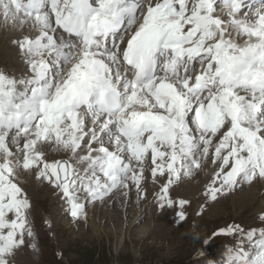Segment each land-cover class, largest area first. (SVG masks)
Listing matches in <instances>:
<instances>
[{"label":"snow or ice","instance_id":"snow-or-ice-1","mask_svg":"<svg viewBox=\"0 0 264 264\" xmlns=\"http://www.w3.org/2000/svg\"><path fill=\"white\" fill-rule=\"evenodd\" d=\"M0 19L36 33L16 42L30 76L0 71V264L34 236L18 169H38L76 220L82 192L95 202L129 181L139 190L149 154L152 177H169L158 208L181 222L189 202L171 190L210 153L211 202L264 181V0H0ZM85 140L83 172L38 151L77 157ZM238 232L250 248L235 250L238 264H264V231L214 235Z\"/></svg>","mask_w":264,"mask_h":264},{"label":"rangeland","instance_id":"rangeland-1","mask_svg":"<svg viewBox=\"0 0 264 264\" xmlns=\"http://www.w3.org/2000/svg\"><path fill=\"white\" fill-rule=\"evenodd\" d=\"M32 32L35 31L32 29L26 36L34 37L36 34L30 35ZM8 37H16V33L0 34V71L18 79H27L30 75L28 65H24L25 57L16 53L19 50L16 42L20 37L13 40ZM65 38L68 37L65 35ZM23 144L21 140L19 147ZM86 145L87 140L77 157L55 144L39 145L38 151L43 152L49 163L69 161L84 171L78 158L87 155ZM11 147L15 152L17 145ZM17 156L21 154L17 153ZM133 167H137L135 162ZM142 167L144 180L139 190L132 183L128 188L115 190L100 203H91L85 218L76 222L67 216L68 203L62 192L47 181L37 179L38 169H18L15 182L22 187L31 203L28 221L34 236H25V245L16 252L10 264L217 263L224 262L226 254L235 251L241 244L245 250H250L249 241L241 233L216 237L214 234L217 231L230 225L240 226L245 233L253 229L263 231L264 181L238 186L227 196H220L216 202H211L204 193L212 186L220 164L213 163L210 153L201 161L200 169H193L190 176L182 173L180 181L174 183L171 190L174 200L189 202L183 210L188 218L181 222L178 208H165L163 211L158 208V194L166 185L168 174L152 177L154 166L151 154ZM245 195L253 197L252 202H248ZM84 197L82 192L80 201ZM123 203L126 207L122 212ZM141 214L144 217L134 228ZM32 244L36 245L35 250Z\"/></svg>","mask_w":264,"mask_h":264},{"label":"bare ground","instance_id":"bare-ground-1","mask_svg":"<svg viewBox=\"0 0 264 264\" xmlns=\"http://www.w3.org/2000/svg\"><path fill=\"white\" fill-rule=\"evenodd\" d=\"M1 24H0V34L2 33V34H4V33H6V32H10L11 33V31H13L14 33H16V37H8V39H11V40H13V39H15V38H17V36H19L20 37V39L21 38H24V37H27L26 35L27 34H29V32L32 30L31 28L29 29V27H26L25 26V29L27 28V31L25 30V29H22V27L19 29V27H15L14 25H12L11 24V22H4V21H1L0 22ZM2 24H3V26L5 27V28H3V26H2ZM25 30V31H24ZM34 31V30H33ZM33 34H36L35 32H32L30 35H33ZM15 35V34H14ZM12 36V35H11ZM3 37V36H2ZM7 39V38H6ZM66 39V38H65ZM18 40V39H17ZM16 40V41H17ZM6 41V40H5ZM3 43V42H2ZM11 46V45H10ZM14 48V47H13ZM19 56H21L22 55V53L20 52V50H18V52H16ZM24 65H26V62L24 61ZM20 66V65H19ZM28 74L30 75V72H28ZM28 78V77H27ZM49 151V150H48ZM38 176V175H37ZM37 183V182H36ZM35 184V183H34ZM45 185V184H44ZM37 186V185H36ZM257 188V187H256ZM42 192V191H41ZM40 192V193H41ZM125 194V193H124ZM259 196V195H258ZM244 198H246L247 199V201L248 202H250L251 201V199L253 198V197H251V196H248V195H245V197ZM257 201V200H256ZM252 202V201H251ZM96 206V205H95ZM126 207V203H123V205H122V212H123V210H124V208ZM114 210V209H113ZM118 210V209H117ZM140 211H141V208H140ZM138 214V213H137ZM143 214V213H142ZM142 214L140 215V217H139V220H138V222L136 223V225L134 226V228L135 227H137V225L141 222V220H142V218L144 217V216H142ZM109 215H111V214H109ZM84 220V219H83ZM224 250H226V248L225 249H223L222 250V252L224 251ZM200 253H201V251H200ZM21 258V257H20ZM230 264H233L232 263V261H231V263Z\"/></svg>","mask_w":264,"mask_h":264}]
</instances>
